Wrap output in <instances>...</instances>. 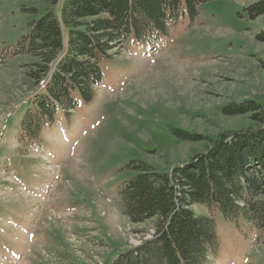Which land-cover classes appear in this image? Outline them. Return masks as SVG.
Returning <instances> with one entry per match:
<instances>
[{
  "label": "rangeland",
  "instance_id": "374dc122",
  "mask_svg": "<svg viewBox=\"0 0 264 264\" xmlns=\"http://www.w3.org/2000/svg\"><path fill=\"white\" fill-rule=\"evenodd\" d=\"M261 0H215L181 13L152 45L126 39L101 63L104 82L92 102L44 130L40 147L18 138L30 57L0 67V264H111L152 238L155 220L131 224L120 189L140 161L161 172L191 163L208 139L253 127L223 109L264 104V15L244 8ZM41 0H0V51L38 19ZM199 136L201 142L176 134ZM195 215L207 214L194 205ZM219 248L206 264H264L259 230L213 212Z\"/></svg>",
  "mask_w": 264,
  "mask_h": 264
},
{
  "label": "trees",
  "instance_id": "16d2710c",
  "mask_svg": "<svg viewBox=\"0 0 264 264\" xmlns=\"http://www.w3.org/2000/svg\"><path fill=\"white\" fill-rule=\"evenodd\" d=\"M44 13L27 25L15 43L2 45L0 67L30 57L24 77L30 85L18 138L40 147L45 129L59 115L69 118L93 101L104 82L101 63L126 39L141 45L165 38L181 8L215 0H41ZM254 20L264 15V0L244 8ZM264 44V30L255 35ZM226 116L247 115L254 124L208 139L205 152L191 163L161 172L131 161L135 175L120 189L123 215L131 224L155 220L152 238L118 254L111 264H206L219 243L213 212L228 222L242 219L260 231L264 243V104L244 102L223 109ZM183 141L199 136L177 133ZM205 207L195 215L191 206Z\"/></svg>",
  "mask_w": 264,
  "mask_h": 264
}]
</instances>
